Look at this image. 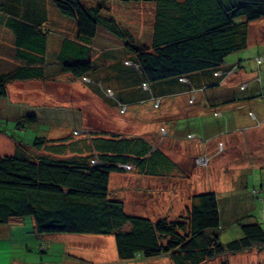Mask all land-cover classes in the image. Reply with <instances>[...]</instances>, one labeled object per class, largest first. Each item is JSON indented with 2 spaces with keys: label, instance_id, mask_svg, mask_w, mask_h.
<instances>
[{
  "label": "rangeland",
  "instance_id": "1",
  "mask_svg": "<svg viewBox=\"0 0 264 264\" xmlns=\"http://www.w3.org/2000/svg\"><path fill=\"white\" fill-rule=\"evenodd\" d=\"M86 1V6L91 7L98 0ZM106 1L108 12L136 39L147 43L153 18L150 5ZM34 3L50 21L42 26L45 31H51L47 35L45 56L48 78L7 85L6 97L0 99V156H13L18 150L32 157L47 155L49 152L45 150L31 148L36 138L53 140L55 152L65 150L61 156L77 157L87 154L90 133L102 131L120 138L140 137L157 147L173 166H168L171 170L162 175L149 176L136 169L110 175L109 194L124 204L128 215L153 221L163 217L182 219L192 195L213 192L218 201L221 243L240 237L239 224L257 222L264 230V200L260 198H264V19L249 27L248 43L257 44L247 48L252 60L244 63L242 69L218 86L211 72L189 77L188 86L176 80L155 84L151 87L154 93L165 97L160 108H154L149 95L141 91V78L136 76V71L121 60L124 43L98 28L92 41V60L100 69L99 78L112 77L117 62V77L111 86L117 94H122L121 101L136 102L124 116L116 105L103 100L94 87L61 74L56 62L60 40L62 36L72 38L75 26L56 11L51 0H11L10 5L6 4L21 14L26 8L34 12ZM14 53L10 32L0 25V73L15 69ZM125 54L123 51L122 57ZM253 56L260 58L256 61ZM232 57L228 56L226 63ZM121 68L127 70L125 79L121 77ZM89 77L96 79L94 74ZM207 80L212 85L198 91L191 102L187 91L191 87L201 88ZM138 99L147 100L138 104ZM135 112L136 117L129 120ZM28 117H35V122H30ZM258 123L261 127L256 128ZM154 161L157 163L159 158L154 157ZM33 227L27 218L18 226L15 241H0V264L23 261L49 264L58 262L64 255L76 258L74 264H173L167 256L121 262L113 236L53 234L44 235L47 238L41 241L34 237ZM41 243L45 254L38 247ZM262 257L264 251L255 249L230 256L233 264H264ZM227 259L221 257L203 264H221Z\"/></svg>",
  "mask_w": 264,
  "mask_h": 264
},
{
  "label": "trees",
  "instance_id": "2",
  "mask_svg": "<svg viewBox=\"0 0 264 264\" xmlns=\"http://www.w3.org/2000/svg\"><path fill=\"white\" fill-rule=\"evenodd\" d=\"M51 1L56 11L75 26L72 38L62 36L60 40L56 62L61 74L94 87L103 100L116 105L120 112L125 108L121 114L136 102L122 103L112 88L117 62L112 77L99 78L100 69L92 60V41L98 28L124 43L121 60L136 71L141 78V91L149 95L154 108H160L163 97L151 89L155 84L176 80L188 86L189 77L208 72L217 80L216 86L229 78L239 64L228 65L226 58L247 48L250 25L264 19V0H114L119 5H150L151 30L147 43H142L108 12L106 0H98L91 7L86 6V0ZM6 3L10 5L11 0H0V25L11 34L18 64L11 72L0 73V99L6 97L10 83L48 78L45 56L47 35L51 33L43 29L47 16L44 10L37 9L36 3L34 12L26 8L21 14ZM121 72L125 79L127 70L121 68ZM90 74L99 79H91ZM200 90L191 87L188 93L194 95ZM27 119L35 122V117ZM87 136L91 145L84 156H61L65 150L55 152L54 141L46 138H36L31 148L45 150L48 156L32 157L24 150L13 156H0V226L20 224L29 218L35 235L113 236L121 262L167 256L173 264H203L264 248V230L257 222L239 224V238L227 243L219 241L222 228L213 192L192 195L182 219L163 217L153 221L128 215L124 204L109 194L110 175L133 169L149 176L162 175L171 170L172 163L140 137L120 138L102 131ZM154 157L159 158L157 163ZM38 247L45 254L43 246Z\"/></svg>",
  "mask_w": 264,
  "mask_h": 264
},
{
  "label": "crops",
  "instance_id": "3",
  "mask_svg": "<svg viewBox=\"0 0 264 264\" xmlns=\"http://www.w3.org/2000/svg\"><path fill=\"white\" fill-rule=\"evenodd\" d=\"M47 22H49L48 21V18H47V20H45V22H44V24L43 25H47L48 23ZM249 38H250V32H249ZM257 44V42H253L252 44H250V42L248 43V46H247V48L248 47H254L255 45ZM260 45V44H259ZM247 48L245 49V50H243L244 51V53L245 54H247V56H243L244 55V53L241 51V52H239V53H235V54H233V56L234 57H232V59H230L231 61H229L228 63L229 64H233V63H238L239 64V69H237V70H240V69H242L241 68V66L244 64V63H246L247 61H249V60H252V58H251V56L248 54V52H247ZM231 56V55H230ZM230 56H229V58H230ZM235 56H240L239 57V59L238 58H235ZM255 56H253V58H254ZM248 58H250V59H248ZM18 64V63H17ZM228 64V65H229ZM236 70V71H237ZM235 73V72H234ZM194 77H197L198 75H193ZM95 78L96 79H99L97 76H95ZM209 79H211V77H209ZM227 79V78H226ZM225 79V80H226ZM225 80H224V82H225ZM204 82V81H203ZM202 82V85H201V87H203L204 85H207V83L206 82H204L203 83ZM207 82L208 83H211V80H207ZM223 82V83H224ZM199 89H202V88H199ZM187 92H189V91H187ZM198 93V92H197ZM197 93H195L194 95L193 94H191V92L190 93H188L189 95H190V97H189V100L190 99H192ZM121 93H119L118 94V98L120 99L121 98ZM160 97V96H159ZM161 97H163V99H162V101L164 100V96H161ZM194 100H195V98H194ZM121 101V100H120ZM122 103H125V102H123V101H121ZM132 104H129V106L127 107V110H126V113H124L123 115L125 116V115H127L128 114V109L130 108V106H131ZM116 108H118V107H116ZM118 110H119V108H118ZM119 112H120V110H119ZM136 113L137 112H135V114H131V116L129 117V120H132L133 118H135L136 117ZM139 114V113H138ZM137 114V115H138ZM260 123V122H259ZM257 124L255 127L256 128H259V127H261V123L260 124ZM132 129V128H131ZM200 150H202V148H199ZM200 150H198V151H200ZM197 153V152H196ZM193 156H195V155H193ZM24 222V221H23ZM23 222L22 223H20V224H6V225H3V226H0V241H3V240H6L7 242H10V241H15V239H16V237H18V233H17V231L20 229V228H18V226H20V225H23ZM239 228V227H238ZM240 236H241V233H240ZM34 237H36L37 239H40L41 241H43L45 238H47V237H45L44 235H35ZM69 238H72V237H69ZM52 240H54V239H52ZM106 240H111L110 238H106ZM40 245H44V244H40ZM68 248V247H67ZM256 250V251H258V252H261V251H264V248L263 249H261V250H259V249H257V248H253L252 250ZM252 250H250V251H252ZM246 252H249V251H246ZM244 253V252H243ZM239 254H241V253H239ZM64 255V254H63ZM235 256V255H234ZM69 257V258H68ZM66 256V255H64V258H62L61 259V257H60V259H59V261L58 262H50L49 264H74V261L73 260H75L76 261V258L74 259V257L73 258H71L70 256ZM226 258H228L227 259V261H228V264H233V262H232V259L230 258V255L229 256H225ZM224 258V257H223ZM80 259H77V261H79ZM261 260H264V257H262L261 258ZM260 260V261H261ZM73 261V262H72ZM18 263H21V262H19L18 261ZM77 263V262H76ZM83 263H85V262H83ZM21 264H26L24 261H23V263H21ZM32 264H35V263H32Z\"/></svg>",
  "mask_w": 264,
  "mask_h": 264
},
{
  "label": "built area",
  "instance_id": "4",
  "mask_svg": "<svg viewBox=\"0 0 264 264\" xmlns=\"http://www.w3.org/2000/svg\"><path fill=\"white\" fill-rule=\"evenodd\" d=\"M260 60H261V59H260ZM256 61H257V59H256ZM85 82L88 83V81H85ZM192 99H193V98H192ZM192 99H191V100H192ZM154 103H155L156 106L159 105V102H158V101H155ZM124 110H125V108H122V109H121V112L124 111Z\"/></svg>",
  "mask_w": 264,
  "mask_h": 264
}]
</instances>
